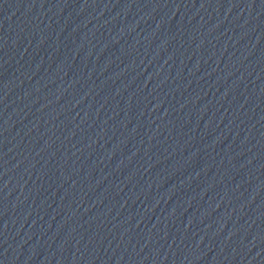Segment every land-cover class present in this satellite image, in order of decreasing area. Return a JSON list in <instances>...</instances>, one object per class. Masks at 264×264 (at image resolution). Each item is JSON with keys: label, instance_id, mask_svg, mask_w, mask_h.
<instances>
[{"label": "water", "instance_id": "1", "mask_svg": "<svg viewBox=\"0 0 264 264\" xmlns=\"http://www.w3.org/2000/svg\"><path fill=\"white\" fill-rule=\"evenodd\" d=\"M0 264H264V0H0Z\"/></svg>", "mask_w": 264, "mask_h": 264}]
</instances>
